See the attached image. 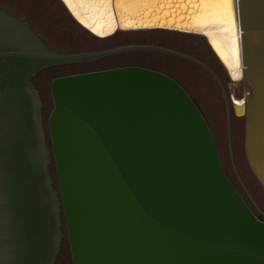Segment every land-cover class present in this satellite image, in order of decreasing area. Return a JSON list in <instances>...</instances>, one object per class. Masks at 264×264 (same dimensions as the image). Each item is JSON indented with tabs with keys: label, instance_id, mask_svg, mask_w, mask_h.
<instances>
[{
	"label": "water",
	"instance_id": "water-1",
	"mask_svg": "<svg viewBox=\"0 0 264 264\" xmlns=\"http://www.w3.org/2000/svg\"><path fill=\"white\" fill-rule=\"evenodd\" d=\"M59 1L98 38L155 29L198 35L226 75L155 44L56 50L0 6V264H54L63 225L73 264H264V191L247 166L244 116H234L227 87L241 64L237 0ZM133 51L180 59L210 79L248 200L194 100L154 68L55 77L47 132L39 72Z\"/></svg>",
	"mask_w": 264,
	"mask_h": 264
},
{
	"label": "rangeland",
	"instance_id": "rangeland-1",
	"mask_svg": "<svg viewBox=\"0 0 264 264\" xmlns=\"http://www.w3.org/2000/svg\"><path fill=\"white\" fill-rule=\"evenodd\" d=\"M0 6L24 20L47 45L56 50L85 51L128 44H155L187 53L202 60L212 67L222 79L226 75V71L207 46L206 41L198 35L155 29L120 31L107 38H98L76 23L59 0H0ZM126 65H140L164 72L174 78L188 92L204 115L213 133L228 176L248 200L246 193L236 179L229 159L225 112L221 98L204 72L180 59L158 52L133 51L92 61L55 66L45 70L35 79V82L44 103L43 116L46 130L48 117L54 106L51 81L55 77ZM248 89L246 86H234L231 91L228 85L230 98L233 94L240 97ZM47 139L49 140L48 133ZM52 171L55 174L54 164ZM62 230L65 235L56 264H73L65 225L62 226Z\"/></svg>",
	"mask_w": 264,
	"mask_h": 264
},
{
	"label": "bare ground",
	"instance_id": "bare-ground-1",
	"mask_svg": "<svg viewBox=\"0 0 264 264\" xmlns=\"http://www.w3.org/2000/svg\"><path fill=\"white\" fill-rule=\"evenodd\" d=\"M241 41V64L228 84L249 89L231 105L244 116L243 148L248 166L264 190V0H237ZM261 28V30H260ZM233 63L228 64L229 68Z\"/></svg>",
	"mask_w": 264,
	"mask_h": 264
},
{
	"label": "flooded vegetation",
	"instance_id": "flooded-vegetation-1",
	"mask_svg": "<svg viewBox=\"0 0 264 264\" xmlns=\"http://www.w3.org/2000/svg\"><path fill=\"white\" fill-rule=\"evenodd\" d=\"M17 16V15H16ZM45 70H47V69H45ZM45 70H43V71H41V72H39L38 74H37V76L34 78V81H35V79L39 76V75H41ZM229 83H231V82H229ZM35 84H36V82H35ZM229 85V84H228ZM37 86V85H36ZM228 87V86H227ZM229 88H230V85H229ZM231 89V88H230ZM231 91H232V89H231ZM234 115L235 116H237L236 114H235V112H234ZM238 117H242V116H238ZM60 251H61V249H60ZM60 253V252H59ZM59 255V254H58ZM57 258H58V256H57ZM56 262H57V259H56ZM56 262L54 263V264H56Z\"/></svg>",
	"mask_w": 264,
	"mask_h": 264
}]
</instances>
